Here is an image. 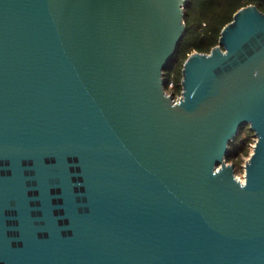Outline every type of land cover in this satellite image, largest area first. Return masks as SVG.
I'll list each match as a JSON object with an SVG mask.
<instances>
[{"label": "water", "instance_id": "95a60500", "mask_svg": "<svg viewBox=\"0 0 264 264\" xmlns=\"http://www.w3.org/2000/svg\"><path fill=\"white\" fill-rule=\"evenodd\" d=\"M188 2L0 0V264H264V13L174 101Z\"/></svg>", "mask_w": 264, "mask_h": 264}, {"label": "trees", "instance_id": "16d2710c", "mask_svg": "<svg viewBox=\"0 0 264 264\" xmlns=\"http://www.w3.org/2000/svg\"><path fill=\"white\" fill-rule=\"evenodd\" d=\"M248 6H256L264 13V2L260 0H189L185 9L186 34L177 48L169 69L164 71L167 82H173L172 90L166 91L176 99L182 94V71L186 60L195 52L210 54L219 45L221 32L233 21L234 15ZM254 133L249 126L240 130L239 136L230 143V153L226 160L242 174L244 157H249Z\"/></svg>", "mask_w": 264, "mask_h": 264}, {"label": "rangeland", "instance_id": "374dc122", "mask_svg": "<svg viewBox=\"0 0 264 264\" xmlns=\"http://www.w3.org/2000/svg\"><path fill=\"white\" fill-rule=\"evenodd\" d=\"M255 142V141H254ZM253 142V143H254ZM255 144V143H254ZM253 144V145H254ZM252 152H253V149H251V152H250V155H249V157H244V160H243V165H242V174L241 175H239V169H236L235 170V173H236V177L237 178H240L241 180H244V174H245V165L247 164V162H248V160H249V158H250V156H251V154H252ZM229 164H231V163H229Z\"/></svg>", "mask_w": 264, "mask_h": 264}, {"label": "built area", "instance_id": "2783aa9c", "mask_svg": "<svg viewBox=\"0 0 264 264\" xmlns=\"http://www.w3.org/2000/svg\"><path fill=\"white\" fill-rule=\"evenodd\" d=\"M167 86H168V89H169V90H172L173 87H174V84H173V82L171 81V82H169V83L167 84ZM166 93H167V95L171 96V97L173 98L174 101H178V100L180 99V97H181V96H179L178 98L175 99L171 93H169V92H167V91H166ZM254 143H256V139H255V142H254ZM254 146H255V144L253 145V147H254ZM238 179L241 180L240 178H238ZM241 181L244 182V181H245V178H244V180H241Z\"/></svg>", "mask_w": 264, "mask_h": 264}]
</instances>
